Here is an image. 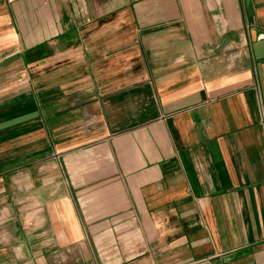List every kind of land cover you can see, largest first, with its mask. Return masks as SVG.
<instances>
[{
	"label": "crops",
	"instance_id": "1",
	"mask_svg": "<svg viewBox=\"0 0 264 264\" xmlns=\"http://www.w3.org/2000/svg\"><path fill=\"white\" fill-rule=\"evenodd\" d=\"M263 39L264 0H0V264H264Z\"/></svg>",
	"mask_w": 264,
	"mask_h": 264
},
{
	"label": "water",
	"instance_id": "2",
	"mask_svg": "<svg viewBox=\"0 0 264 264\" xmlns=\"http://www.w3.org/2000/svg\"><path fill=\"white\" fill-rule=\"evenodd\" d=\"M253 53L257 60L264 58V39L253 44Z\"/></svg>",
	"mask_w": 264,
	"mask_h": 264
},
{
	"label": "built area",
	"instance_id": "3",
	"mask_svg": "<svg viewBox=\"0 0 264 264\" xmlns=\"http://www.w3.org/2000/svg\"><path fill=\"white\" fill-rule=\"evenodd\" d=\"M34 225V222H32V221H27L26 219H25V223H24V228L25 229H29V228H31L32 226ZM195 264H210V262H209V260H203V261H199V262H197V263H195Z\"/></svg>",
	"mask_w": 264,
	"mask_h": 264
}]
</instances>
